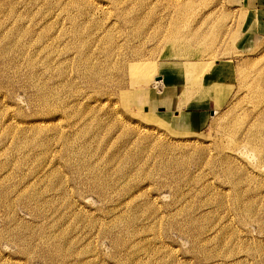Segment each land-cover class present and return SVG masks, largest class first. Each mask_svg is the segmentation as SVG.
I'll use <instances>...</instances> for the list:
<instances>
[{"label": "rangeland", "instance_id": "374dc122", "mask_svg": "<svg viewBox=\"0 0 264 264\" xmlns=\"http://www.w3.org/2000/svg\"><path fill=\"white\" fill-rule=\"evenodd\" d=\"M263 5L0 0V264H264Z\"/></svg>", "mask_w": 264, "mask_h": 264}, {"label": "bare ground", "instance_id": "6f19581e", "mask_svg": "<svg viewBox=\"0 0 264 264\" xmlns=\"http://www.w3.org/2000/svg\"><path fill=\"white\" fill-rule=\"evenodd\" d=\"M50 3L52 2H48V8H52ZM54 4V3H53ZM12 6V5H10ZM11 10V9H10ZM127 12V11H126ZM131 17V16H130ZM132 20V18H130ZM128 19V20H130ZM130 20V21H131ZM169 21V20H168ZM129 22V21H128ZM140 22V21H139ZM139 24V23H138ZM170 25V24H168ZM167 25V26H168ZM162 28H164V26L162 25ZM167 29V28H165ZM162 30V29H161ZM174 30V28H173ZM165 31V30H164ZM167 32V30L165 31V33ZM163 36V35H162ZM164 37V36H163ZM162 39V37H161ZM160 39V40H161ZM162 41V40H161ZM126 42V41H125ZM177 40L174 41V45L176 44ZM178 45V43H177ZM176 45V46H177ZM114 47V46H113ZM116 49V48H115ZM111 52V51H110ZM4 53V52H3ZM122 54V53H121ZM120 53L118 54L119 56L121 55ZM128 54V53H126ZM107 55V54H106ZM124 55V53H123ZM124 56H127V55H124ZM124 56H123V59H124ZM122 58V57H121ZM121 58H118V59H121ZM126 58V57H125ZM215 61H217V63H215ZM215 61H212V60H205V61H199L196 63V61L193 63L191 61H185L183 62L182 64H180V67L181 69H183L184 73L185 74V77L187 78L186 80V84L184 86V89L181 91V97L185 98V96H188L190 93H193L195 91V88L192 87V85L196 84V85H199L200 88H204L206 89L204 93H212L213 90H217V88L221 87V81H222V70H224V68H226L228 65H230L229 63H227V60H215ZM32 62V61H31ZM34 64V63H33ZM32 64V65H33ZM31 65V64H30ZM31 65V66H32ZM114 65V64H113ZM222 66L221 70L220 71H217L215 67L217 66ZM150 65L148 64H145L143 62H131L130 65H129V69H130V72L132 73L133 76L136 77V79H134L135 81V85L136 83H140V85H144L147 83V81L149 80V75L148 73V69H151V67H149ZM218 72V73H217ZM129 74V73H128ZM138 77V78H137ZM205 80V81H204ZM99 82V81H98ZM113 82V81H112ZM133 82V81H132ZM134 85V86H135ZM224 85V84H223ZM112 87V86H111ZM133 87V86H131ZM138 87V86H137ZM134 88V87H133ZM144 88V87H143ZM223 88V87H222ZM38 90H40V88H38ZM37 91V90H36ZM38 92V91H37ZM46 93V91H45ZM43 97V96H41ZM40 98V97H38ZM44 98V97H43ZM46 98V97H45ZM43 100V99H42ZM45 100V99H44ZM47 101V100H46ZM44 102V101H43ZM264 105V104H263ZM262 105V106H263ZM47 106V105H46ZM171 106L170 104L167 105V107ZM263 109V108H262ZM260 109V110H262ZM257 112V111H256ZM262 112V111H261ZM259 113V112H258ZM179 113H177L176 116H178ZM258 116V114H257ZM255 118V116H254ZM258 119V118H257ZM251 124V122H249ZM249 127V126H248ZM247 129V128H246ZM264 130V129H263ZM245 132V131H244ZM264 133V132H263ZM260 135V134H259ZM263 135V134H262ZM255 136L254 134L251 135V137ZM259 137V136H258ZM261 138V137H260ZM258 139V138H257ZM262 143V142H261ZM137 159V158H136ZM226 159V158H225ZM222 160V159H221ZM137 161V160H136ZM220 161V160H219ZM224 161V160H223ZM225 163V162H223ZM161 169V168H160ZM229 175V173H227ZM176 183V182H175ZM117 189V188H116ZM22 190V189H20ZM19 190V191H20ZM36 193V191H34ZM40 192V191H39ZM18 193V192H17ZM21 193V192H20ZM24 193V192H23ZM112 193V192H111ZM27 193H25L23 196H25ZM29 194V193H28ZM37 194V193H36ZM21 195V194H20ZM119 195V193H118ZM22 196V195H21ZM20 196V197H21ZM28 196H31L28 195ZM27 197V196H26ZM39 197V196H38ZM37 197V198H38ZM42 197H43V194H42ZM33 198H34V195H33ZM36 198V197H35ZM42 199V198H40ZM44 199V198H43ZM46 199V198H45ZM124 199V198H123ZM31 200H32V197H31ZM35 200V199H34ZM47 200V199H46ZM28 201H29V198H28ZM33 201V200H32ZM31 201V202H32ZM37 201H40V200H37ZM26 202V201H25ZM30 202V201H29ZM45 202V200H44ZM39 203V202H38ZM29 204V203H28ZM31 204V203H30ZM35 205V204H34ZM42 234V233H40ZM43 235H41L40 237H42ZM44 237V236H43ZM42 237V238H43ZM41 238V239H42ZM197 241V240H196ZM238 260V259H237ZM236 260V261H237ZM234 261V260H233ZM231 263V262H230ZM234 263V262H233ZM236 263V262H235ZM229 264V262H228Z\"/></svg>", "mask_w": 264, "mask_h": 264}, {"label": "crops", "instance_id": "0c3cea01", "mask_svg": "<svg viewBox=\"0 0 264 264\" xmlns=\"http://www.w3.org/2000/svg\"><path fill=\"white\" fill-rule=\"evenodd\" d=\"M264 8V5H263ZM252 26H256L257 31L264 27V10H259L258 12H254L252 15V20L250 23Z\"/></svg>", "mask_w": 264, "mask_h": 264}]
</instances>
